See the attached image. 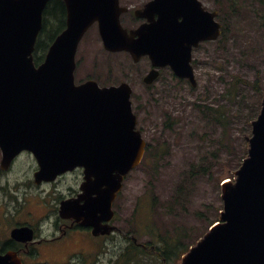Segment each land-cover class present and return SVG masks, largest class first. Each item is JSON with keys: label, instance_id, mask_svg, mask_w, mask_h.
Masks as SVG:
<instances>
[{"label": "water", "instance_id": "1", "mask_svg": "<svg viewBox=\"0 0 264 264\" xmlns=\"http://www.w3.org/2000/svg\"><path fill=\"white\" fill-rule=\"evenodd\" d=\"M49 1L0 0V168L7 170L21 151L31 152L38 163L35 184L83 168V193L61 202L60 216L81 219L94 236L109 235L117 231L110 225L113 202L124 177L140 163L145 142L136 130L128 83L74 84L78 44L96 23L106 51L127 52L134 63L148 57L152 70L144 84L154 83L159 69L169 67L195 87L192 47L216 41L222 26L217 12L206 11L199 0H150L135 11L147 22L133 30L121 26L127 8L119 0H63L65 29L35 66L33 51ZM251 127L247 157L234 181L221 184L219 223L179 264H264V93ZM18 235L30 241L32 230L11 232L14 239ZM0 264L22 263L15 253H6Z\"/></svg>", "mask_w": 264, "mask_h": 264}, {"label": "rangeland", "instance_id": "2", "mask_svg": "<svg viewBox=\"0 0 264 264\" xmlns=\"http://www.w3.org/2000/svg\"><path fill=\"white\" fill-rule=\"evenodd\" d=\"M147 1L120 3L139 8ZM200 1L207 10L218 12L217 21L226 33L195 54L196 87L165 69L145 90L142 76L148 71L147 60L134 64L127 54L106 53L96 26L84 36L75 57V82L91 77L101 86L124 81L131 86L132 110L146 143L144 159L126 177L114 203V224L139 243L158 248L162 240L178 238L174 252H180L182 245L193 246L218 220L220 184L234 181V172L247 156L245 137L251 136V122L264 93V0ZM122 24L132 27L136 22L123 16ZM35 171L28 153L16 158L7 172L0 171V205L11 209L12 193L32 204L33 197H42V190L47 195L49 186L39 189L32 184ZM55 186L66 192L62 185ZM40 201L48 207L47 201ZM21 210L19 219L32 217L30 204ZM15 220L0 216L4 225ZM106 245L109 251L106 248L91 264H115L130 242L115 234ZM129 264H161V259L138 253Z\"/></svg>", "mask_w": 264, "mask_h": 264}, {"label": "flooded vegetation", "instance_id": "3", "mask_svg": "<svg viewBox=\"0 0 264 264\" xmlns=\"http://www.w3.org/2000/svg\"><path fill=\"white\" fill-rule=\"evenodd\" d=\"M147 2L143 3L139 8L125 6L120 3L122 6L128 8V11L123 13L120 17L121 23L123 16H130L132 21L135 20L136 22V25L132 27L125 26L128 29L137 28L141 24L146 23L147 19L136 17L135 11L142 10ZM154 19H157V16H155ZM94 26H96L98 31L97 25ZM206 44L207 42H199L197 47H192V66L195 64V54L200 52ZM143 59L147 60L149 67L148 71L142 76V79L151 70L148 59L144 57L141 60ZM165 69L168 68L160 69V77ZM89 79L90 78L86 80ZM76 82L77 84L83 83L78 80ZM143 86L145 90H149L153 87V85L150 87ZM24 153H21L18 157ZM37 169L36 165V171ZM72 175H75V178L72 180L68 179V177ZM83 183V169L76 168L71 172H66L58 176L51 182L42 181V183L37 186L32 182V184L39 189L49 186L47 195H43L44 190H42V197L32 198L33 204L29 203V200L25 198L20 199L15 193H12L14 200L11 209H6L7 207L5 208L3 205H0L1 219L4 218V216L16 218V220L9 225H4L0 222V254L15 253L23 264H91L98 260L101 254L106 253V248L108 252L109 249L107 245L105 246V241L109 240L110 235L95 237L92 235L91 227L81 225V219L76 220L73 217L62 219L60 217V203L64 200L78 199L81 195ZM57 184L62 185L66 190L64 194L58 192L55 186ZM40 198H42V201L48 202V207L44 208L42 206ZM26 204H30L32 217L27 220L19 219L22 206ZM34 205H37L40 210H35ZM24 227L30 228L33 232V237L30 241L22 240V235H18L15 239L11 237L12 230ZM119 233L122 232L120 231Z\"/></svg>", "mask_w": 264, "mask_h": 264}, {"label": "trees", "instance_id": "4", "mask_svg": "<svg viewBox=\"0 0 264 264\" xmlns=\"http://www.w3.org/2000/svg\"><path fill=\"white\" fill-rule=\"evenodd\" d=\"M225 26V25H224ZM57 27V28H56ZM65 27V7L62 0H51L44 9L42 16V29L38 35L35 50H34V62L36 64L41 63L44 55L55 39V37ZM55 33L52 35V31ZM49 32V35H48ZM226 27L222 29V35L225 36ZM221 41V40H220ZM214 223V222H213ZM163 246L161 248L153 246L152 243H145L144 248H138L133 244L128 245L122 254L114 261L115 264H129L132 259L140 253L143 255H152L157 259H161V264H178L180 257L188 250V246H181L180 252H174L172 245H178L179 239L175 238L172 240H162ZM150 246L154 247V252L148 250ZM180 246V245H179ZM127 259V260H126Z\"/></svg>", "mask_w": 264, "mask_h": 264}]
</instances>
